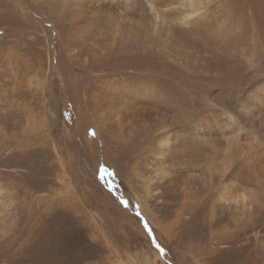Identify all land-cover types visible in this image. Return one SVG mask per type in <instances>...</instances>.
<instances>
[{
	"label": "rangeland",
	"instance_id": "374dc122",
	"mask_svg": "<svg viewBox=\"0 0 264 264\" xmlns=\"http://www.w3.org/2000/svg\"><path fill=\"white\" fill-rule=\"evenodd\" d=\"M201 1L0 0V264H264V0Z\"/></svg>",
	"mask_w": 264,
	"mask_h": 264
},
{
	"label": "bare ground",
	"instance_id": "6f19581e",
	"mask_svg": "<svg viewBox=\"0 0 264 264\" xmlns=\"http://www.w3.org/2000/svg\"><path fill=\"white\" fill-rule=\"evenodd\" d=\"M202 3L201 0H153L152 4V10L155 12L156 17H158L160 20L162 19V14L164 13H170L172 11H180L184 14V18L192 17L193 15L198 13V6L197 4ZM257 87V88H256ZM260 87V88H259ZM264 87V84L256 85L254 84V90L255 92H260ZM136 94H134L132 97H130L129 104L130 108L135 107L137 105L136 101L137 98L135 97ZM138 106V105H137ZM132 109V108H131ZM169 138L165 137L159 141V147L160 151L164 150L168 145H169ZM159 150V149H158ZM256 162V161H255ZM242 164L246 166L249 170L255 172L253 163H251V159L249 156L245 157L242 159ZM261 171V170H260ZM252 175V174H251ZM227 193L222 196L223 201H229L232 198L235 199H240L243 201L245 199V196L242 194V192H238L234 195H232L229 191H226ZM153 264V263H151Z\"/></svg>",
	"mask_w": 264,
	"mask_h": 264
}]
</instances>
